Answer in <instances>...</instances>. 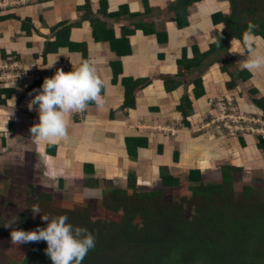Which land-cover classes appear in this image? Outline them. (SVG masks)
Segmentation results:
<instances>
[{"label": "crops", "instance_id": "obj_1", "mask_svg": "<svg viewBox=\"0 0 264 264\" xmlns=\"http://www.w3.org/2000/svg\"><path fill=\"white\" fill-rule=\"evenodd\" d=\"M174 1L0 0V64L10 66L0 68V89L9 90L7 97L1 96L4 105H0V169L21 171L27 165L33 181L40 187L56 184L63 188L71 183L80 185L82 191L86 178L98 185L125 186L129 171L136 174V185L148 186L153 181L157 183L159 166L169 167L173 175L190 169L201 173L213 169L219 173L223 164L241 167L243 171L248 168L264 172V155L257 142L246 146L241 137L220 138L208 128L194 131L198 123L208 120L213 101L223 96L231 98L240 113L263 118L251 99L264 100V70H246L248 78L236 79V87L228 91L225 84L230 76L221 69L223 61L216 56L217 60L209 63V57L190 72L176 77L180 80L176 88L166 90L162 76L177 73L182 48L186 49L187 58L194 56L195 48L199 53L208 50L214 40L213 31L223 30L222 23L213 25L211 15L227 14L230 10L225 0L194 2L187 8L188 26L177 29L168 19L169 6ZM102 3L107 14L118 12L119 18L100 13ZM146 8L149 12L143 22L153 23L154 30H164L167 33L164 42H158L151 29H136L137 18L128 16L144 13ZM93 18L104 22L105 29L112 30L114 37H121L129 30L131 53L116 56L108 42L94 40L90 23ZM233 41L238 40L229 41L227 51L232 60L228 69L243 71L244 57L234 54L237 48ZM83 45L86 59L104 82L101 95L105 104L102 108L90 104L83 113L70 114L67 141L38 144L29 133V128L39 122L36 111L27 108L35 95L33 89H39L44 78L51 77L56 68L71 71L82 58ZM256 46L264 51V40L259 39ZM57 56L54 66L48 68ZM115 60L120 61V66L115 67L116 78L111 66ZM198 76L202 79L204 95L197 99L193 80ZM123 78L147 80L134 91L133 107H121L125 97ZM183 95L188 96L193 110L187 118L188 128L182 125L176 110ZM4 125L9 135L2 131ZM130 138L145 139L147 144L138 149L134 162L127 155L126 139ZM174 150L178 151L176 163L172 160ZM84 166L88 174H84ZM3 179L11 185L17 181L12 175H4ZM27 182L31 183L30 179L25 185Z\"/></svg>", "mask_w": 264, "mask_h": 264}, {"label": "trees", "instance_id": "obj_2", "mask_svg": "<svg viewBox=\"0 0 264 264\" xmlns=\"http://www.w3.org/2000/svg\"><path fill=\"white\" fill-rule=\"evenodd\" d=\"M197 1L201 0H175L169 6V21L177 29L187 27V8ZM225 1L229 2V12L211 15L213 25L223 24V30L213 31L214 40L218 39L219 46L213 40L205 52L199 53L195 48L191 58L186 57V49L182 48L181 57L177 59V73L162 76L166 90L176 88L180 83L176 77L190 72L192 67H198L209 57V63L217 60L216 56L219 61H223L221 69L230 76V81L225 84L228 91L236 87V79L245 81L248 78L246 70L228 69L232 60V56L228 55V44L231 39H240L249 22L257 25L255 34L264 40V0ZM104 8L105 4L102 3L100 13L104 16L119 18L118 12L107 14ZM148 12L146 8L144 13L128 16L137 18L136 29H151L158 42H164L163 39L167 38L164 30H154L153 23L147 25L143 22ZM90 23L94 40L108 42L116 56L131 53L127 39L129 30L121 37H114L112 30L105 29L106 24L99 18H93ZM81 52L82 58L86 59L84 45L81 46ZM111 66L116 78L118 72L115 67L120 66V61H112ZM122 81L125 97L121 107H133L134 91L146 84L147 80L139 82L123 78ZM193 83V93L198 99L204 95L201 77L194 78ZM8 93L9 90L0 89V98L2 95L7 97ZM4 98L0 99V105H4ZM251 103L261 110L264 118V100L252 98ZM176 110L181 115L182 125L188 128L187 118L193 110L187 95L182 96ZM257 139L256 146L264 155V139ZM240 144L244 146L242 140ZM145 147V139H126L127 155L132 162L137 159L138 149ZM158 152L161 153V147ZM172 160L174 163L178 161L177 150L172 152ZM85 168L86 166L84 170ZM242 173L241 167L223 164L219 166V179L206 181L197 169L188 170L187 175L182 178L173 175L169 167L159 166L158 185L142 188L136 185L134 171H129L124 189H111L104 200L105 208L119 215L118 222L100 221L93 218L92 213L86 216L78 213L73 216L62 214L68 216L69 223L88 229L95 237V247L88 252L82 264H264V200L260 193L262 188H258L256 183L245 182L240 189L239 198H236L233 183ZM84 174H88L87 170ZM26 187L29 199L34 201V186L27 182ZM85 188L98 192L95 180L86 178L83 190ZM167 191H179L177 198L165 197ZM40 200L52 201L50 195L46 194H41L38 201ZM61 202L70 206L74 204V207L76 205L69 201ZM37 226L46 225L34 222L30 209L18 215L16 229L32 231ZM46 247L44 241L25 243V253L18 264H52L45 253Z\"/></svg>", "mask_w": 264, "mask_h": 264}, {"label": "clouds", "instance_id": "obj_3", "mask_svg": "<svg viewBox=\"0 0 264 264\" xmlns=\"http://www.w3.org/2000/svg\"><path fill=\"white\" fill-rule=\"evenodd\" d=\"M257 25L249 22L236 44L237 51L244 57L243 69L254 72L264 70V51L257 48V41L261 39L255 34ZM213 43L219 46V41ZM59 56L49 65L52 68ZM103 80L99 78L96 68L87 59H79L76 66L69 72L56 68L51 77L43 80L39 89H33L32 99L28 101L29 111H36L38 123L29 128L30 137L36 143L55 144L67 141L68 117L73 113H83L90 104L102 108L105 100L101 95ZM6 125V124H5ZM5 125L2 131L9 135ZM86 198H95L98 194L95 189H84ZM32 212H41L38 207ZM67 215L50 216L43 214L41 220L46 222L45 227L37 226L35 230L23 231L13 227L18 223V217L12 216L4 224L11 229V241L16 245L44 241L47 244L46 255L52 264H82L88 252L95 247V237L86 228L74 226L68 222Z\"/></svg>", "mask_w": 264, "mask_h": 264}, {"label": "rangeland", "instance_id": "obj_4", "mask_svg": "<svg viewBox=\"0 0 264 264\" xmlns=\"http://www.w3.org/2000/svg\"><path fill=\"white\" fill-rule=\"evenodd\" d=\"M209 112V111H208ZM202 125H204L206 122H200L194 128V131L197 133L202 128ZM201 125V126H200ZM230 134V135H229ZM220 136V138H238L241 137L246 142V146L248 144H252L254 142H258V137L251 138L250 135H238V133H235V135L231 134V132H228L227 135ZM210 138H214V135H210ZM185 159V158H184ZM186 162V161H185ZM186 164V163H185ZM211 166V165H210ZM217 169V166H215ZM214 168V169H215ZM30 168L26 165V168L23 166L22 170L18 171L14 169H8L1 170L0 174L3 176L9 175L17 180L15 185L8 184L7 180L3 179V176L0 177V264H18V262L21 260L25 253L24 244L16 245L12 243L11 241V229L5 228L4 224L7 223V220L11 219L12 216L18 217L19 214L23 213L26 209H30L32 211L33 208L38 207L41 212L39 213H33L32 212V219L34 222L46 225V222L41 220V216L43 214H48L50 216H58L63 215L62 213H67L70 215H78L79 214H86L92 213L93 218L99 219L100 221L107 222V223H115L119 221V215L114 214L110 210L105 208L104 200L107 198V193L111 191V189H124V186L122 183H113L111 185H106L105 183H99L98 185V194L95 196V198H86L84 191L81 190L80 185H74L69 183L68 186H63V188L56 187L55 184L54 187L47 186L45 188L40 187L38 184H36L33 181L32 175L29 172ZM205 170V169H204ZM205 170L202 174L206 175L204 176L206 181H211L215 179H219V173L218 170L216 171ZM187 171H183L182 173H179V177H185L187 175ZM15 173V174H14ZM26 176L23 178V176ZM27 179H30L32 186H34L33 190V196L34 201L32 199H29V196L27 195V188L25 185V182ZM156 180V179H155ZM245 182H249L250 184L256 183V186L258 188H262L261 195H263L264 200V172L260 170V172L252 171V169H245L242 174H239V177L235 179V182L233 183V191L235 193V197L239 198L240 189ZM54 184V183H52ZM158 185V181L152 182L148 186L145 184H140L139 187L142 188H152L155 185ZM184 184V182H183ZM186 184L183 185L185 187ZM62 189V190H61ZM104 193V196H103ZM179 191H167L165 193V197L170 199L171 197H176L178 195ZM41 194L50 195L51 202L45 201H38ZM29 199V203L27 200ZM61 201L66 202H73L76 203L75 207L74 204H62ZM85 205V206H84ZM87 212V213H86ZM14 228H16V224L13 225Z\"/></svg>", "mask_w": 264, "mask_h": 264}, {"label": "built area", "instance_id": "obj_5", "mask_svg": "<svg viewBox=\"0 0 264 264\" xmlns=\"http://www.w3.org/2000/svg\"><path fill=\"white\" fill-rule=\"evenodd\" d=\"M8 67L10 66L0 64L1 69ZM211 106L213 108L208 112L209 119L201 128L212 129L221 136L231 132L232 135L238 133L241 136L252 135L264 139V118L240 113L234 101L226 96L216 98Z\"/></svg>", "mask_w": 264, "mask_h": 264}]
</instances>
